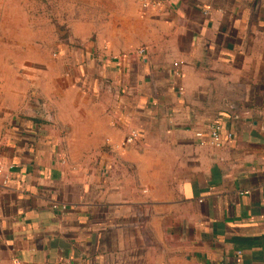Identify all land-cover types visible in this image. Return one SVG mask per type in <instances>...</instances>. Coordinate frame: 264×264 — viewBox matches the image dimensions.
I'll use <instances>...</instances> for the list:
<instances>
[{
    "label": "crops",
    "instance_id": "obj_1",
    "mask_svg": "<svg viewBox=\"0 0 264 264\" xmlns=\"http://www.w3.org/2000/svg\"><path fill=\"white\" fill-rule=\"evenodd\" d=\"M31 1L0 8V264H264V0H113L45 65Z\"/></svg>",
    "mask_w": 264,
    "mask_h": 264
},
{
    "label": "rangeland",
    "instance_id": "obj_2",
    "mask_svg": "<svg viewBox=\"0 0 264 264\" xmlns=\"http://www.w3.org/2000/svg\"><path fill=\"white\" fill-rule=\"evenodd\" d=\"M27 5L31 11L34 7L41 12L42 49L39 51V55L43 65L48 63L49 59L53 61L60 56L55 43L66 37L61 34V38L59 33H55V26L57 29H63L68 20H71L73 24L83 22L96 25L97 20L101 18L109 20L113 11V0H36ZM2 6H6V0H0V8ZM70 13L72 17L65 18L66 14ZM100 13L102 14L101 18H99ZM95 39L96 35L93 33L88 40L95 41ZM63 41L65 42L64 39Z\"/></svg>",
    "mask_w": 264,
    "mask_h": 264
},
{
    "label": "built area",
    "instance_id": "obj_3",
    "mask_svg": "<svg viewBox=\"0 0 264 264\" xmlns=\"http://www.w3.org/2000/svg\"><path fill=\"white\" fill-rule=\"evenodd\" d=\"M148 0L143 2V5L146 7L149 5ZM224 127L218 121H215L210 126V139L213 145L219 146L222 144V134H223ZM197 137H202L203 133L198 132L196 134ZM140 134L136 129H132L125 137L124 144H131L139 139ZM233 135L228 133V138L231 139ZM0 176H3V180L6 183L9 180V174L6 173L4 167L0 164Z\"/></svg>",
    "mask_w": 264,
    "mask_h": 264
}]
</instances>
